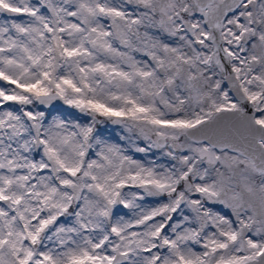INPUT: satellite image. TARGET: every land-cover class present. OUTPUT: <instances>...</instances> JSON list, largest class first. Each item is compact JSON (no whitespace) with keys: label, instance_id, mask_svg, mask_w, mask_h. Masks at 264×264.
Returning <instances> with one entry per match:
<instances>
[{"label":"snow or ice","instance_id":"6c2138e0","mask_svg":"<svg viewBox=\"0 0 264 264\" xmlns=\"http://www.w3.org/2000/svg\"><path fill=\"white\" fill-rule=\"evenodd\" d=\"M0 16V264H264V0Z\"/></svg>","mask_w":264,"mask_h":264},{"label":"rangeland","instance_id":"374dc122","mask_svg":"<svg viewBox=\"0 0 264 264\" xmlns=\"http://www.w3.org/2000/svg\"><path fill=\"white\" fill-rule=\"evenodd\" d=\"M5 17L0 16V19H3ZM0 86H3L0 84ZM52 114H60L68 117H74V118H79L81 122H87L88 118L86 116H83L78 112V110L70 107H56L53 106L51 108ZM98 129L101 133L102 136L106 138H110V142L114 143H120L122 146L129 148V151L127 154L132 155L135 159H140V160H148V159H156L159 163H164L165 161L160 159V152L159 150H152L151 153H149L147 156L144 153H136L134 147H129L127 143V133L124 131L121 125H114L111 124L110 122H106L103 125H98ZM120 137H125L124 140H121ZM133 139L135 140V136H133ZM136 143L140 147H144L146 145V141L137 140ZM146 203L151 204L152 201H147Z\"/></svg>","mask_w":264,"mask_h":264},{"label":"water","instance_id":"95a60500","mask_svg":"<svg viewBox=\"0 0 264 264\" xmlns=\"http://www.w3.org/2000/svg\"><path fill=\"white\" fill-rule=\"evenodd\" d=\"M53 106H56V107H58V106H59V107H69V106H67V105H64L62 101H57V102H55Z\"/></svg>","mask_w":264,"mask_h":264}]
</instances>
